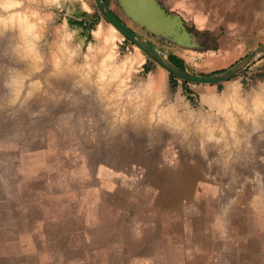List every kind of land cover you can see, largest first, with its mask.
Listing matches in <instances>:
<instances>
[{
    "label": "rangeland",
    "instance_id": "obj_1",
    "mask_svg": "<svg viewBox=\"0 0 264 264\" xmlns=\"http://www.w3.org/2000/svg\"><path fill=\"white\" fill-rule=\"evenodd\" d=\"M0 1V17L14 11L20 17L28 14L33 23L30 32L20 34L16 42L7 23L0 33V264H199L198 254L203 258L204 253L183 246L181 232L187 225L189 239L197 240L204 232L199 219L205 216L219 220L221 215L238 214L242 219L249 205L253 210L258 204L260 210L264 203V109L256 107L252 94L264 88V52L216 83L189 81L166 70L164 88L178 104L177 113L183 112L189 120L184 121L180 114V121L168 120L164 127L156 119L161 127L155 126L156 132L150 134L141 123H120L118 112L114 118L87 78L80 76L87 83L83 85L76 76H63L76 94L52 92L45 82L43 74L52 72L63 39L78 63L88 64L90 50L104 47V36L83 35V30L75 29L85 23L91 30L102 21L109 28L106 41L111 24L95 0H89L93 12L88 14L81 9L80 0H15L10 6ZM155 1L178 18L179 36L157 35L129 18L118 0H103L106 9L164 61L174 65L169 58L176 57L179 65L174 66L180 70L196 75L221 73L264 44V0ZM28 47L37 52L39 63L31 66L33 79L42 78L31 90L26 86L32 79L14 75L10 67ZM109 50L115 64L131 59V88L150 79V87L157 93L152 85L160 88V84L152 75L163 66L124 35L114 38ZM24 55L31 63L33 54ZM141 55L145 58L142 69L132 73ZM230 81L237 83L239 100L249 97L245 102L252 116L263 113L262 126L249 132L250 137L243 136L241 142L231 139L227 115L214 108L208 96L221 94ZM205 88L213 91L205 92ZM48 94L59 97L58 108L51 107ZM78 99L82 104L88 100L92 107L81 105ZM161 102L162 98L158 103L164 105ZM188 111L193 113L191 117ZM246 118L239 120L252 121ZM202 119L210 123L203 124ZM86 121L110 137L111 154L130 152L143 164L135 162L125 172L111 173L104 180L105 173L95 172V160L81 153ZM198 121L210 130L202 126L198 131L194 125ZM103 133L98 134L99 140L94 135L96 139L89 143L107 144L101 140ZM145 136L150 140L144 141ZM146 153L149 157L144 160ZM170 181L174 184L172 200L165 188ZM170 217L173 243L169 245L159 228H169L165 221Z\"/></svg>",
    "mask_w": 264,
    "mask_h": 264
},
{
    "label": "bare ground",
    "instance_id": "obj_2",
    "mask_svg": "<svg viewBox=\"0 0 264 264\" xmlns=\"http://www.w3.org/2000/svg\"><path fill=\"white\" fill-rule=\"evenodd\" d=\"M14 2H15V0H4L3 3H5L7 6H10ZM20 16H21L20 14L13 11L7 16L0 17V33L2 32V28L4 27V25H6V23H7V25L10 26V31H12L10 33L11 37H15V40H14L15 42L18 40L20 34L27 33L30 30L31 26L33 25L32 19L28 14L24 15L23 17H20ZM110 24H111L110 33L108 34V37H106L104 47L101 48L102 50H100V48L90 50L91 53H89L90 56H88V57H90L88 64H86V62L85 63H78V62L73 60V58H74L73 54L74 53L71 50V48L67 45V43L64 41V39L60 43H58L61 53L59 55L56 54L54 56V64L52 67V72L50 74L48 73L46 75L43 74V76L45 78V82L48 83V86H50L51 91L52 92L53 91L58 92V93L70 92L72 94H76V93H73L74 88L72 86V83L70 82L71 83V84L69 83L70 85L67 84L68 81L66 82L65 80H63L64 79L63 76L65 77L66 75H68V76L71 75L73 78L76 76V79L78 77L79 82L82 83L83 85H87V83H83L81 81L82 77H84L85 79L87 78L88 84L91 85L93 91L96 94L95 96H97L98 100L101 101V105H103L104 108L110 109L112 111V113L114 114V118L118 112V114L120 115V118H119L120 123H123L124 121H130V123H132L133 125L141 123L143 127L145 126L147 131H150V134L154 130L155 126H157L158 128H160L161 126H164L165 124H166L165 126H167L168 120L171 122H173V121L178 122L179 118L182 116H183L182 119H184L185 115L183 112L180 113L182 116L179 113H177V106H178L177 103H175V102L167 103V104L164 103V105H161L158 103V101H160V98H163L164 93L161 90L157 91V93H154L152 91V88L150 87L151 86L150 85V79H148L147 83L141 87L131 88V86L129 85V81H128V78L131 74V69H132L131 59L126 58L121 63L115 64L113 59L111 58V53H110L109 49L113 45V40H114V38H116V37L118 38L123 34L111 22H110ZM24 53H32L33 54L32 55L33 57L31 59V63L29 62L30 61L29 59L27 60V58L25 57L26 55H24ZM14 55H15V53H14ZM36 55H37V52L34 51V49H31V47H28L27 50L21 52V54H19L16 57V60L19 62L15 63V64L13 62V64L10 65V67L12 66V70H13L14 75L17 74V75H20V77H22V78L26 76L29 79H32L31 81H29L28 86H26L30 90L33 89V87H38L39 84L41 83L39 81L42 79V78L40 79L38 76H36V77H38L37 80L33 79L35 72H33L31 70V66L36 67L39 65V63L37 62V59H36L37 58ZM13 56H12V58H13ZM22 56H24L25 59H24V57L22 58ZM27 57H28V55H27ZM8 75H11V74H8ZM80 76H82V77H80ZM12 77H10V78L12 79ZM74 87H75V85H74ZM261 89H262L261 93H255L254 92L252 94V97H253V101H255L256 104L261 103L260 106L257 105V107L259 109H264V107L262 106V104L264 105V88H261ZM84 92H86V91H84ZM237 92H238L237 83H235L234 81H230V82L226 83L221 94L216 95L214 93H210V94H208V96L211 99V100L209 99L211 101V103H213V104L215 103L219 107V109L223 111V113H224L223 115H227L226 119H225L226 123L232 127L229 130V134L232 135L231 139L238 140L239 142H241L242 141L241 138L243 136L250 137L249 132H252L255 128L262 126L261 124H263V121H261V118H262L263 113L260 112L259 114H256V116L254 115L255 118H253L254 117V116H252L253 113H251V111L248 110V108L246 106V102H245V101H247V99L249 97L245 101L239 100ZM81 93L82 92L80 90V94ZM82 94H84V93H82ZM150 94H151V97H150ZM48 97H49L48 101L52 103L51 107H53L55 109L58 108L59 107L58 105L60 104V103H58V101L60 102V99H58L59 97L57 96L58 100L55 97L50 96L49 94H48ZM209 97H207V98H209ZM32 98H34V97H32ZM61 99H62V96H61ZM36 100H38V99H36ZM44 100L45 99H43V101ZM77 102L81 103L80 99H78ZM46 103H48V102H46ZM84 103L85 102H83V104L81 103V105H84ZM46 106H48V105H46ZM220 110H219V112H221ZM188 112H189L188 113L189 116L191 117V115L193 113L190 114L191 111H188ZM116 117H118V116H116ZM243 117H247L248 119L251 118L252 121L250 123H245V122H243L244 121L243 120L242 121L243 123H242L239 120V118L242 119ZM247 118H246V120H247ZM156 119L161 121V126L159 125L160 127L158 126ZM185 119H184V121H185ZM254 119H255V121H254ZM187 120H189V119L187 118L186 121ZM202 121H203V119H202ZM202 121L196 122L197 124L194 123V125H196L195 127H196V129H198V131H200L202 129V126L206 127L203 124H205V123L209 124L210 123L209 121L205 120V121H203V124H202ZM188 126H189V124H188ZM214 126H215V123H214ZM136 127H137V125H136ZM260 128H262V127H260ZM207 130H210V128H207ZM125 131L127 133V129ZM215 131H217V130H215ZM245 132L247 133V135ZM112 133L113 132H111V134ZM118 133H120V132H118ZM213 133H215V132H213ZM220 135H221V133H220ZM212 136H213V134H212ZM214 136H215V134H214ZM218 137H216V138H218ZM263 137H264V135H263Z\"/></svg>",
    "mask_w": 264,
    "mask_h": 264
},
{
    "label": "crops",
    "instance_id": "obj_3",
    "mask_svg": "<svg viewBox=\"0 0 264 264\" xmlns=\"http://www.w3.org/2000/svg\"><path fill=\"white\" fill-rule=\"evenodd\" d=\"M79 1V0H78ZM81 1V9L85 10L86 13H92L93 10L91 8V4L89 0H80ZM107 3V2H106ZM108 4V3H107ZM66 23H64L62 26L65 29ZM88 25L83 23L81 27H76L75 29L83 30V35H94L92 37H99L100 35L104 36V42H105V35L108 33V26H106V23L102 21H98L91 30L88 29ZM85 29V30H84ZM84 39H86L84 37ZM103 39V38H101ZM89 45L92 44L91 41H87ZM103 43V41H102ZM144 56H140L139 62L135 63V68L132 73L139 72L142 69V62L145 58ZM74 60V58H73ZM145 62V61H144ZM152 73H147V77L149 78V75ZM153 79L160 84V88L155 87L154 85V91H163L164 97L162 98L161 103H173V97L171 92L167 90V88H164V83L168 81V73L164 69H159L157 74H153ZM163 87V88H162ZM206 89V90H205ZM205 92H212L213 89L205 88ZM255 92V91H254ZM67 100V97H64ZM97 101V100H95ZM254 104L255 101H253ZM261 104V103H260ZM260 104H257L260 106ZM256 105V107H257ZM86 107H92L90 102L87 100L85 101ZM214 108H219L215 103L213 104ZM72 108V107H71ZM83 108V107H82ZM64 109V108H63ZM87 116H89V113ZM92 114V113H91ZM85 125L83 126V133L85 135V138H83L85 145H83V155L86 157L94 159V163L96 164L95 172H103L106 174V176L103 177L104 180L109 178L108 176L111 173H118V172H125L130 166H132L135 162L143 164L142 160H138L137 158L132 157V154L125 153L121 151H117L116 155L111 154L110 150V144H109V136L107 134L103 133V129L101 130V127L94 124L93 122H85ZM97 126L99 128H97ZM98 129V130H97ZM103 133L104 135L101 137V140H105L108 143L105 145H99V144H90L89 142H92L94 138V135H97V138L99 140L98 134ZM93 137V138H92ZM261 138V137H260ZM259 138V139H260ZM119 140V139H118ZM150 137L145 136L144 141H149ZM144 147L147 151L150 150L149 144H144ZM80 148L81 144H80ZM119 148H122L121 145H119ZM143 155V154H142ZM145 160L148 158V154L142 156ZM145 162V161H144ZM112 169V170H111ZM111 170V171H110ZM174 184L173 181H170L166 184V190H167V196L172 200L173 194H174ZM261 206L259 210L258 204H255L256 207L252 210L251 207H246V212L241 214L243 217L242 219L239 218L240 215H230L227 216L221 215V218L219 220H211L207 218L206 216L199 219V222L204 225V232H201L198 235L197 240H191L190 232L187 230L188 225L184 228L182 233L183 238V246L186 247H195L198 252L204 253L203 258L200 254L197 258H199L197 261H199V264H264V203ZM247 205V204H246ZM171 209H168V207H165V211L168 213ZM161 218H154L155 222H161ZM261 219V224H255ZM160 220V221H159ZM170 220H172V217L166 219V223L170 224ZM160 232H165V236L167 239H169V245L173 243V231H171V224L169 225V228L166 226V229L163 230V227H160ZM169 229V231H168ZM210 229V230H209ZM169 235V236H168Z\"/></svg>",
    "mask_w": 264,
    "mask_h": 264
},
{
    "label": "water",
    "instance_id": "obj_4",
    "mask_svg": "<svg viewBox=\"0 0 264 264\" xmlns=\"http://www.w3.org/2000/svg\"><path fill=\"white\" fill-rule=\"evenodd\" d=\"M124 13L140 26L164 37L179 36L181 23L175 15L167 13L164 7L155 0H118ZM96 5L102 10L104 17L130 41L147 52L168 72L189 81L202 83L221 82L231 77L236 71L249 63L253 58L264 52V44L251 52L243 60L233 67L213 75H196L176 68L174 65L164 61L158 53L148 44L140 41L134 32L124 24L112 11L106 9L103 0H95ZM127 3V4H126ZM129 3V4H128ZM257 54V55H256Z\"/></svg>",
    "mask_w": 264,
    "mask_h": 264
},
{
    "label": "trees",
    "instance_id": "obj_5",
    "mask_svg": "<svg viewBox=\"0 0 264 264\" xmlns=\"http://www.w3.org/2000/svg\"><path fill=\"white\" fill-rule=\"evenodd\" d=\"M169 60L174 64V65H179L177 58L174 56H171ZM171 79L174 78L172 75H170Z\"/></svg>",
    "mask_w": 264,
    "mask_h": 264
}]
</instances>
